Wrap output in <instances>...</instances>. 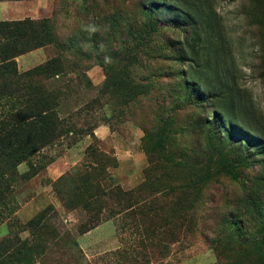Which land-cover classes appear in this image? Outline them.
I'll return each instance as SVG.
<instances>
[{"label":"rangeland","instance_id":"1","mask_svg":"<svg viewBox=\"0 0 264 264\" xmlns=\"http://www.w3.org/2000/svg\"><path fill=\"white\" fill-rule=\"evenodd\" d=\"M63 1L50 3L46 14L59 12L57 33L77 37L83 27L89 40L96 32L99 50L72 45L66 55L75 72L68 88L61 78L45 81L49 90L63 92L69 111L63 115L73 133L28 158L22 157L26 143L8 134L25 99L0 92V137L9 135L0 144V240L24 243L23 264H264V152L231 147L221 133L205 127L208 122H199L219 116L224 106L264 132V0H171L195 4L197 22L152 33L146 51L124 36V26L137 27L135 5L149 0L74 1L78 7ZM116 24L123 27L120 33ZM203 27L222 37L213 84L223 87L206 99L200 88L195 99L179 71L196 64L176 56L177 49L187 51L183 37ZM154 47L163 59H152ZM118 48L122 55L123 49L139 54L140 61L118 63ZM55 54L53 46L35 50L15 59L16 70L33 69ZM150 71L155 75L147 79ZM148 168L159 186L153 203L170 206L176 199L168 188H179L185 197L172 214L192 220L172 226L165 207L153 216L121 213L84 234L78 231L88 216H107L116 208L86 197L102 188L132 189ZM188 225L195 236L186 240ZM161 232L165 236L158 241Z\"/></svg>","mask_w":264,"mask_h":264},{"label":"trees","instance_id":"2","mask_svg":"<svg viewBox=\"0 0 264 264\" xmlns=\"http://www.w3.org/2000/svg\"><path fill=\"white\" fill-rule=\"evenodd\" d=\"M53 3V6L57 4L63 5V0H49ZM70 7H78V4L74 3L77 0H70ZM82 3H86L87 0H81ZM135 13L140 16L137 20V27L132 25L124 26L128 29L124 36L129 34L132 41L137 40L140 50L146 51L150 45L152 33L158 32L164 27H175L181 29L185 23L188 27H194L197 22V13L193 6L195 4H188L186 2L180 4H174L171 0H149L143 3H138ZM97 7V5H96ZM84 10H88L87 7ZM172 13L171 18L165 16ZM59 12L53 11L49 17L41 19L26 18L19 21H0V77L4 78L6 82L0 83V92L4 90L7 93H16L21 95L25 100L22 105V110L12 117V128L9 131V135L16 134L17 137L14 140L19 142H25V151L23 158H28L33 155L39 149H42L49 144L58 141L60 138L67 136L69 133H73L69 121L63 113H69L67 108H63V92L49 90L45 81L49 79H59L68 88L69 83L72 82L70 73L75 72L73 69V63L66 55L72 50V45H80L81 42L85 43L90 49H94L96 52L99 50L101 37L99 34L93 32L90 35L89 40H86L84 28L78 31L77 37L68 35L67 32L57 33V25L59 21ZM99 25V20L95 21ZM63 26V25H61ZM116 31L122 29L121 25H115ZM114 28V25H112ZM134 30H137L136 32ZM99 40V42H96ZM184 44L187 51L183 52L178 50V61H181L187 57L190 62L195 63L192 69L186 71H179V76L184 79L185 90L194 95L195 99L199 95L197 91L203 88L205 92L202 93L204 99L208 98V95L212 91L221 90L223 84L214 86L213 82L217 80L219 70V47L222 37L218 35L214 37L211 35L205 27L200 31L191 30V35H185L183 37ZM106 40L103 39L102 43ZM191 41V42H189ZM93 44L92 47L89 45ZM182 44V43H181ZM215 44V45H213ZM46 46L55 47V55L48 59L43 64L27 70L23 73H19L16 70L15 59L24 54L33 52ZM173 49L174 43L168 45ZM113 49V48H112ZM116 56L118 63L131 64L140 61L139 54L130 52L129 49H123V55L121 51L116 50ZM151 56L154 60L163 59L160 55L158 48L151 49ZM81 55L86 56L85 51L81 52ZM151 59V60H152ZM155 74L151 71L147 75V79H152ZM112 76L108 73V79ZM189 81H192L191 83ZM199 85V87H198ZM66 91V89H64ZM143 91H140L141 93ZM201 93V92H200ZM204 123L210 132L216 130L221 133L222 137L226 138V142L231 147L236 146L241 150L247 151L252 148L257 152H264V132L258 134L257 129L247 126V121L241 116L232 113V110L224 109V106L220 108V115L216 116L211 114L210 119L202 118L200 124ZM9 135H3L0 137V144L9 139ZM232 140L236 143L233 144ZM247 149V150H246ZM100 157L97 161L101 162ZM243 161L246 163V155L243 156ZM99 162V163H100ZM108 165L110 162L106 159ZM102 168V167H100ZM153 169H146L144 173V181L136 187L129 190H122L120 187L102 188L96 192L94 196L85 198L86 201H104L105 204L113 202L114 210L109 212V215L102 216L101 212H96L91 216H88L85 222L80 223L78 231L82 234L96 227L99 223L108 220L112 216L127 213L144 216H153L158 214V210L167 208L168 221L172 226L177 225L181 221L192 220V217L187 214H172L173 206L179 205V202L185 197L184 192L179 188H168L170 193L175 196L176 200H173V204L169 205H155L153 203V197L151 195L156 193L159 189L157 179L152 175ZM207 179V176H202L200 181L203 182ZM86 203V202H85ZM83 203L84 205H87ZM153 218V217H152ZM31 221V225L39 221ZM164 225H166L164 223ZM237 229H240L237 227ZM173 235V234H172ZM163 232L157 233V240L160 241L164 238ZM171 236V235H170ZM195 236L194 229L188 225L184 228L185 239H190ZM24 243L19 242L13 237H6L0 240V264H23V260L20 256L23 254ZM23 261V262H22Z\"/></svg>","mask_w":264,"mask_h":264},{"label":"crops","instance_id":"3","mask_svg":"<svg viewBox=\"0 0 264 264\" xmlns=\"http://www.w3.org/2000/svg\"><path fill=\"white\" fill-rule=\"evenodd\" d=\"M49 10V0H0V21L41 19L46 17ZM30 53L19 56L16 60L25 59Z\"/></svg>","mask_w":264,"mask_h":264}]
</instances>
